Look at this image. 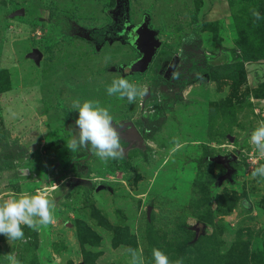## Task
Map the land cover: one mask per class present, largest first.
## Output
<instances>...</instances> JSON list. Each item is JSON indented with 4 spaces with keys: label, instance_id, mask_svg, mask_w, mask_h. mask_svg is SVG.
I'll return each mask as SVG.
<instances>
[{
    "label": "rangeland",
    "instance_id": "rangeland-1",
    "mask_svg": "<svg viewBox=\"0 0 264 264\" xmlns=\"http://www.w3.org/2000/svg\"><path fill=\"white\" fill-rule=\"evenodd\" d=\"M141 25L159 42L146 66ZM110 28L117 38L100 41ZM190 63L219 78L185 86L163 126L140 137L152 79ZM120 78L145 94L131 104L108 95ZM77 99L109 110L122 158L68 149ZM261 124L264 0H0V149L26 148L0 171V205L33 194L55 202L54 223L21 225L24 239L11 243L0 234V264H131L129 248L144 264L154 248L170 264H264V177L251 175L264 154L249 140Z\"/></svg>",
    "mask_w": 264,
    "mask_h": 264
},
{
    "label": "clouds",
    "instance_id": "clouds-1",
    "mask_svg": "<svg viewBox=\"0 0 264 264\" xmlns=\"http://www.w3.org/2000/svg\"><path fill=\"white\" fill-rule=\"evenodd\" d=\"M251 14L254 22L262 19L258 9H252ZM108 95L117 96L119 99L126 98L129 104L133 103L137 95L145 93L128 80L114 79L106 89ZM72 109L78 110L75 125L79 129L78 138L66 141L68 149L72 153L82 148L96 155L103 163L109 160H117L124 156V149L120 143V137L113 127L112 116L109 110L100 106L96 101L79 99L73 101ZM250 143L255 149L264 154V124L256 127L250 134ZM251 175L253 179L264 177V165L255 167ZM55 202L43 195H23L18 199H11L0 205V234L4 235L8 242L24 239L21 225H25L34 231H39L42 226L54 223L53 209ZM132 261L131 264H144L142 254L137 250L129 248ZM154 264H170L168 256L159 249L152 250ZM12 264H20L14 256H9ZM175 264H182L177 260Z\"/></svg>",
    "mask_w": 264,
    "mask_h": 264
},
{
    "label": "trees",
    "instance_id": "trees-1",
    "mask_svg": "<svg viewBox=\"0 0 264 264\" xmlns=\"http://www.w3.org/2000/svg\"><path fill=\"white\" fill-rule=\"evenodd\" d=\"M190 36H193V34H190ZM214 69V66L208 63H205L203 66L190 63L170 79L153 78L149 85L148 96L145 98V101L151 107V114L149 116L140 115L134 122L138 135L142 138L150 139L165 123L164 113L169 112L173 104L185 101L181 94L183 88L200 79L203 74L209 79H218L219 75L214 73ZM120 143L122 147H126V142L120 141ZM84 150L87 151L89 148H84ZM25 155V146L16 144L15 140H12L10 144L2 142L0 149V171L13 168L14 161L23 158Z\"/></svg>",
    "mask_w": 264,
    "mask_h": 264
},
{
    "label": "water",
    "instance_id": "water-1",
    "mask_svg": "<svg viewBox=\"0 0 264 264\" xmlns=\"http://www.w3.org/2000/svg\"><path fill=\"white\" fill-rule=\"evenodd\" d=\"M148 27H146L145 25H141L140 29H142V34H144L143 38H141V46L140 49L138 50L140 53V61L144 62L146 66L147 63L152 59L155 50L157 48V46L159 45L158 40L156 39V37L154 36V30H148ZM94 30H80L78 33L80 36L86 38V39H90V33H92ZM142 37V36H141ZM95 44V43H94ZM142 67V66H141ZM230 158L229 160L234 159V155H229ZM218 161L222 164L225 163L226 157L225 156H218ZM226 173H228L230 171V168H226ZM202 232V229L200 231V233ZM196 234L194 235V237L192 238V242L194 240H196Z\"/></svg>",
    "mask_w": 264,
    "mask_h": 264
},
{
    "label": "flooded vegetation",
    "instance_id": "flooded-vegetation-1",
    "mask_svg": "<svg viewBox=\"0 0 264 264\" xmlns=\"http://www.w3.org/2000/svg\"><path fill=\"white\" fill-rule=\"evenodd\" d=\"M113 31H114L113 28H110L108 30L106 29V30H103L102 32H99V34L97 36H100V41H104L105 39H114V38H117V37L113 36V34H114ZM94 32L97 33V31H93L92 33H94ZM97 36H96V38H97ZM96 38H94V42H96ZM227 161L228 160L226 159L225 160V163L222 164L225 168L227 167Z\"/></svg>",
    "mask_w": 264,
    "mask_h": 264
},
{
    "label": "crops",
    "instance_id": "crops-1",
    "mask_svg": "<svg viewBox=\"0 0 264 264\" xmlns=\"http://www.w3.org/2000/svg\"><path fill=\"white\" fill-rule=\"evenodd\" d=\"M227 63H229V61H226V64H227ZM245 76H246V74H245L244 76H242L243 79L245 78ZM227 78H230V77H229L228 75H226V79H227ZM237 80H239V79H237Z\"/></svg>",
    "mask_w": 264,
    "mask_h": 264
}]
</instances>
